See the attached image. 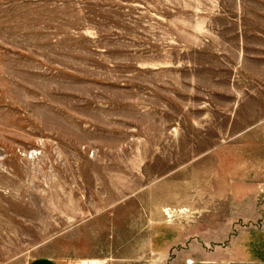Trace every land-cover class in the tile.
<instances>
[{"label":"rangeland","instance_id":"1","mask_svg":"<svg viewBox=\"0 0 264 264\" xmlns=\"http://www.w3.org/2000/svg\"><path fill=\"white\" fill-rule=\"evenodd\" d=\"M52 241L264 264V0H0V264Z\"/></svg>","mask_w":264,"mask_h":264},{"label":"crops","instance_id":"2","mask_svg":"<svg viewBox=\"0 0 264 264\" xmlns=\"http://www.w3.org/2000/svg\"><path fill=\"white\" fill-rule=\"evenodd\" d=\"M60 244L52 241L49 247V252H51L49 255L34 256L26 264H79L80 262H82L81 264H96L100 262V258L95 254H78L75 250H72L70 254L63 250Z\"/></svg>","mask_w":264,"mask_h":264},{"label":"bare ground","instance_id":"3","mask_svg":"<svg viewBox=\"0 0 264 264\" xmlns=\"http://www.w3.org/2000/svg\"><path fill=\"white\" fill-rule=\"evenodd\" d=\"M168 217V216H167Z\"/></svg>","mask_w":264,"mask_h":264}]
</instances>
